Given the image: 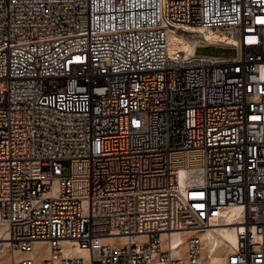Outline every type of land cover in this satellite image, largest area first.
Masks as SVG:
<instances>
[{
  "label": "built area",
  "instance_id": "2783aa9c",
  "mask_svg": "<svg viewBox=\"0 0 264 264\" xmlns=\"http://www.w3.org/2000/svg\"><path fill=\"white\" fill-rule=\"evenodd\" d=\"M0 228L10 264H264V0H0Z\"/></svg>",
  "mask_w": 264,
  "mask_h": 264
},
{
  "label": "bare ground",
  "instance_id": "6f19581e",
  "mask_svg": "<svg viewBox=\"0 0 264 264\" xmlns=\"http://www.w3.org/2000/svg\"><path fill=\"white\" fill-rule=\"evenodd\" d=\"M199 30H201V29H199ZM199 30L197 31V34L200 35L199 32H202V35L205 36L206 38H223V39H226L225 37H222V36L219 37L212 32H207V31H203V30L199 31ZM171 40H172L171 41L172 42L171 49L177 45H181L184 47L191 45L190 40H188L182 36H178L177 34H172ZM181 176L183 177V173ZM235 209L236 208H234V207L231 208V212L227 218V220H229L228 222H232L231 220H232V216H233ZM228 224H231V223H228ZM0 235H2V228H0ZM201 237H202V240H203L205 246L208 247L209 249H214V251L216 252V253H212L210 258L208 259V262H211V263L221 262L225 256L226 252L229 249H232V247L235 246L236 242H237L236 234H235V231H234V228L232 225H218V226H213V227L207 228L204 232L201 233ZM109 239L114 240V239H116V237L108 238V240ZM119 239L123 241L124 239H126V237L120 236ZM180 240L183 241L181 234H179L178 232H174L172 234V237H171V243L173 245H176ZM64 243H65V245L63 248V254L66 256H69L72 254H83V255L87 254V250L82 249L79 246H72V240H70L68 242H64ZM220 249H223V250L226 249V251L224 250L225 252L221 253ZM39 251L43 252L42 254L49 255L50 248L45 241L36 242L34 250H33V254H35L36 252H39ZM17 254L22 255V253H20V252H17ZM4 255L5 254H0V264H10V259L9 260L4 259L3 258Z\"/></svg>",
  "mask_w": 264,
  "mask_h": 264
},
{
  "label": "rangeland",
  "instance_id": "374dc122",
  "mask_svg": "<svg viewBox=\"0 0 264 264\" xmlns=\"http://www.w3.org/2000/svg\"><path fill=\"white\" fill-rule=\"evenodd\" d=\"M221 32V31H220ZM197 53L202 55L212 54V55H219L222 57H233L237 54V49L233 47H225V46H217V45H207V46H200L197 48ZM221 250V251H220ZM221 253L225 252L226 249H220ZM223 250V251H222ZM9 255H4V259H10Z\"/></svg>",
  "mask_w": 264,
  "mask_h": 264
}]
</instances>
